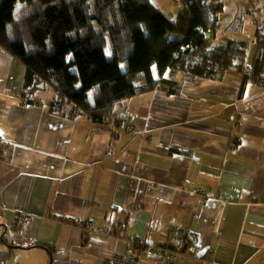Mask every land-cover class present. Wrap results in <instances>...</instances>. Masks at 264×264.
Wrapping results in <instances>:
<instances>
[{
  "label": "crops",
  "instance_id": "crops-1",
  "mask_svg": "<svg viewBox=\"0 0 264 264\" xmlns=\"http://www.w3.org/2000/svg\"><path fill=\"white\" fill-rule=\"evenodd\" d=\"M256 1L219 29L260 13L257 49ZM246 58L214 77L174 71L179 91L137 94L100 124L50 87L21 97L25 65L0 47V264H105L140 240L176 252L140 264H264V86L243 79Z\"/></svg>",
  "mask_w": 264,
  "mask_h": 264
},
{
  "label": "trees",
  "instance_id": "trees-1",
  "mask_svg": "<svg viewBox=\"0 0 264 264\" xmlns=\"http://www.w3.org/2000/svg\"><path fill=\"white\" fill-rule=\"evenodd\" d=\"M183 2L187 9L171 20L150 0H0V47L25 65L21 97L32 102V93L50 87L59 105L101 124L137 94L159 85L179 91L167 70L214 77L244 60L245 43L211 39L225 0ZM263 35L243 79L264 80Z\"/></svg>",
  "mask_w": 264,
  "mask_h": 264
},
{
  "label": "rangeland",
  "instance_id": "rangeland-1",
  "mask_svg": "<svg viewBox=\"0 0 264 264\" xmlns=\"http://www.w3.org/2000/svg\"><path fill=\"white\" fill-rule=\"evenodd\" d=\"M247 1V0H246ZM150 2L159 10H161L162 13H164L169 19L173 20L177 15H179L181 13V11L185 10L187 7L186 3H181L182 0H150ZM257 1L255 0V3ZM245 0H236L235 2H229V0H225V11L220 13V22H229L230 20H227L230 14H232V11L234 10V8L238 5V4H244ZM258 3V2H257ZM21 6V3L18 4V7ZM251 8V7H250ZM18 16V14H17ZM260 13L259 14H255L253 15V18L250 19L249 18H241L238 22L237 25L240 26V24L244 21V29H239V30H227L223 31L222 29H218L217 32V36H215V34L213 33L211 36V39L213 41V43H215V45L218 43H222L224 41H222V32H226L227 31L229 33L232 34V36H235V38H239L243 41H245L246 43V49H247V58L245 60V63H251L253 61V58L255 56V51H256V43L254 42V36H255V26L252 25L250 23L251 20L254 21H258L260 20ZM252 26V27H251ZM222 41V42H221ZM4 49V48H3ZM112 51L109 43L106 47V53L110 54V52ZM20 61V60H19ZM126 63V62H125ZM134 63V62H133ZM128 64L127 69H131L133 71V66H132V62L126 63ZM98 78V76H96ZM44 92H42V95L46 93V90H43Z\"/></svg>",
  "mask_w": 264,
  "mask_h": 264
},
{
  "label": "built area",
  "instance_id": "built-area-1",
  "mask_svg": "<svg viewBox=\"0 0 264 264\" xmlns=\"http://www.w3.org/2000/svg\"><path fill=\"white\" fill-rule=\"evenodd\" d=\"M187 9V8H186ZM171 72L170 70L166 71L164 74L165 78H171ZM259 84L261 86H264V80L260 81ZM77 222L84 223L83 220H78ZM87 222V225H89L91 228L93 226L92 221H85ZM137 251H130V250H117L114 253L110 255V257L107 259L105 264H140V257L143 255L153 257L157 255H163L168 259V261H172L175 259L176 252L173 251L171 248H169L167 245H155L147 242L146 240H140L138 242ZM197 264H218L214 260H206L203 259Z\"/></svg>",
  "mask_w": 264,
  "mask_h": 264
},
{
  "label": "water",
  "instance_id": "water-1",
  "mask_svg": "<svg viewBox=\"0 0 264 264\" xmlns=\"http://www.w3.org/2000/svg\"><path fill=\"white\" fill-rule=\"evenodd\" d=\"M207 37H210V34L209 33H207ZM192 52H194V49H192Z\"/></svg>",
  "mask_w": 264,
  "mask_h": 264
}]
</instances>
